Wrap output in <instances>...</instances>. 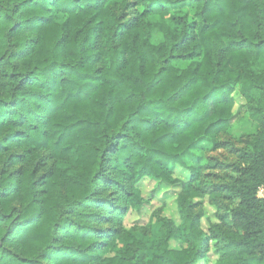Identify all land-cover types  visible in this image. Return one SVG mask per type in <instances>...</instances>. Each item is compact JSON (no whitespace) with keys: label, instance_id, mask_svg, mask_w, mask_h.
Listing matches in <instances>:
<instances>
[{"label":"trees","instance_id":"1","mask_svg":"<svg viewBox=\"0 0 264 264\" xmlns=\"http://www.w3.org/2000/svg\"><path fill=\"white\" fill-rule=\"evenodd\" d=\"M130 3L0 0V264H197L210 241L215 264H264V0ZM235 90L257 134L205 234L194 151ZM144 177L180 185L179 225H124Z\"/></svg>","mask_w":264,"mask_h":264},{"label":"rangeland","instance_id":"2","mask_svg":"<svg viewBox=\"0 0 264 264\" xmlns=\"http://www.w3.org/2000/svg\"><path fill=\"white\" fill-rule=\"evenodd\" d=\"M128 1L132 5L134 0ZM133 10H135V7L131 6L126 12L132 15ZM181 10L189 16L193 15V9L189 5H185ZM150 20L155 21L156 17L151 16ZM152 35L153 42H158L161 38L157 28L152 29ZM232 96L233 106L229 128L226 132L217 136L219 147L212 150L210 149L211 145L204 142L200 148L194 151L197 157L194 164L200 172V186L202 185L206 191L213 190L216 193V195L211 194V200L214 204L209 201V194L193 199V202L199 203L197 209L202 210L200 227L205 234H209L208 230L211 224L219 222L220 214L227 212L228 209L235 205V201L227 197L226 187L236 176L234 166L240 165L246 159L249 144L257 134L256 123L249 118L244 99L237 90ZM172 176L180 181H186L189 174L187 171L177 167ZM153 185H155V181L148 177L142 178L136 184L140 195L148 201L138 211H129L124 218L126 227L146 225L152 220V213L157 209L160 210L162 217L173 220L175 225L180 224L176 204V196L180 190V185H167L160 182L157 183L154 194H151ZM193 185H195V182ZM259 195V197L264 195V189L259 191ZM171 245L176 246L177 243L171 242ZM218 258L219 254L216 251L215 241H210L204 257L197 264H215Z\"/></svg>","mask_w":264,"mask_h":264},{"label":"built area","instance_id":"3","mask_svg":"<svg viewBox=\"0 0 264 264\" xmlns=\"http://www.w3.org/2000/svg\"><path fill=\"white\" fill-rule=\"evenodd\" d=\"M263 189H264V185H263V186H261V187L259 188V190H258V192H257V195H258V196H260V195H259V191H261V190H263ZM261 197H264V195H263V196H261Z\"/></svg>","mask_w":264,"mask_h":264}]
</instances>
